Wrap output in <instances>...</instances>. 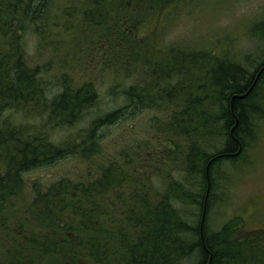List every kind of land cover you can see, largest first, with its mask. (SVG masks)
I'll use <instances>...</instances> for the list:
<instances>
[{
    "label": "trees",
    "instance_id": "1",
    "mask_svg": "<svg viewBox=\"0 0 264 264\" xmlns=\"http://www.w3.org/2000/svg\"><path fill=\"white\" fill-rule=\"evenodd\" d=\"M179 2L185 0H0V114L3 108L21 105H32L37 114L31 120L26 109L25 123L20 124L0 120V264H264V229L247 230L242 214L213 232L209 227L218 167L227 160L239 161L248 140L257 138L253 124L264 118V66L252 71L235 62L217 67L210 65L222 60L216 48L164 50L162 41L152 44L155 51L142 53L150 42L142 38V47L133 41L129 26L151 25L152 15L161 25L162 16L168 18V10ZM62 13L72 14V26L80 32L99 27L96 47L105 53L114 43L124 51L135 43L136 51L125 60L127 70L138 68L142 59L159 80L156 87L142 83L122 90L125 106L97 116L64 144L53 141L49 127L77 123L95 104L96 87L90 82L73 89V78L70 82L64 77V92L49 103L42 78L48 66L31 65L25 49L28 32L49 43L53 15L59 21ZM104 43L112 44L103 48ZM193 68L200 75L196 80ZM259 68L262 78L257 80ZM154 88L164 101L176 97L183 109L168 127L177 137L188 138L185 170L191 177L198 175L202 185L193 197L183 185L166 180L157 191L151 176L156 166L148 163L149 157L145 166L134 161L136 155L124 164L107 157L101 129L127 114L154 108ZM197 122L205 126L207 139L194 130ZM217 122L227 136L221 147L214 145ZM101 156L105 160L99 161ZM66 158L90 161L92 168L86 177L81 169L79 179L29 175ZM188 201L198 208L194 224L181 208Z\"/></svg>",
    "mask_w": 264,
    "mask_h": 264
},
{
    "label": "rangeland",
    "instance_id": "2",
    "mask_svg": "<svg viewBox=\"0 0 264 264\" xmlns=\"http://www.w3.org/2000/svg\"><path fill=\"white\" fill-rule=\"evenodd\" d=\"M146 8L140 7V9ZM168 11H171V14L166 17L167 19L164 18V12L160 13V16L163 15L161 25L156 22L157 20L152 21L155 17L152 15L150 18L152 20L149 22H152L151 25L145 23L139 27L129 26L130 38L133 41H139L142 47L146 41L150 42L142 53L155 51L152 44L162 41L164 50L171 46H176L182 52L216 48L213 50L218 51L222 60L211 63L209 61V63L210 65L216 63L217 67H227L228 64L235 62L243 69L252 71L253 67L264 59V0H185ZM59 12L61 10H57V13ZM65 13L59 16L58 19H61L59 21H56V15H53L50 29L53 35L49 43H41L38 35L28 32L25 45L26 57L31 65L39 66L41 69L48 66L46 68L49 72L44 68L42 78L46 82L45 100L49 103L64 92L66 86L64 77L70 82L73 78V83H70L73 89L90 82L93 83L94 88L96 87L95 104L84 111L77 123L69 126L56 124L49 127V135L52 136L53 141L63 144L72 141L78 135L77 131L84 132L97 116L125 106L126 98L121 94L122 90H127L130 86H140L142 83L147 87H156L159 83L158 78L152 77V70L146 67L142 59L138 63L140 64L138 68L131 67L129 71L127 70L129 61L125 60L129 52L136 51L135 43L125 51L117 50L118 47L114 43L105 53L96 47L99 40L97 32L100 28L89 29L87 34L85 31L80 32V29L72 26V14L70 16ZM113 34H116L114 30ZM108 45L104 43L101 47L107 48ZM225 54L228 55L227 59ZM141 57L150 59L146 55ZM196 70L193 68L191 75L195 80L200 76L195 73ZM185 77L186 75L182 77L184 81L188 78ZM157 90L154 88L152 94V97L157 99L154 108H145L132 116L127 114L116 125L101 129L100 135L108 153L107 157L118 158L119 163L124 164V161L136 155L134 161L138 165L143 163V166H145V158L149 157L148 163L152 162L156 167L159 166L151 173L152 186L157 191L162 190V184L166 180L167 184L171 182L174 185H183L193 197L202 189V185L198 175L191 177L185 170L183 150L189 144L188 138L184 140L177 137L168 127L169 122L174 120L175 113L183 109L177 103L176 97L164 101L162 92L157 93ZM28 107L26 108L28 113L25 112L24 105L19 108H3L0 120L11 118L18 124L25 123V113L29 119H37L34 118L37 114L32 113L33 106ZM261 109L264 116V100ZM44 115H46L44 118H47L48 114ZM255 123L253 133L257 138L248 140L246 151L242 153L239 161L227 160L218 167L214 176L216 196L209 216V227L212 232L238 214L247 217V230L264 229V118H260ZM197 124L198 122L193 124L196 127L194 130H199L200 137L205 138V126L201 127ZM215 127L214 145L221 147L227 136L224 130L221 131L222 124L217 122ZM203 149L209 151L210 148L204 146ZM98 160L105 159L101 156ZM91 163L66 158L53 166L36 169L29 175L47 176L52 180L62 177L79 179L83 177L84 172L85 177L87 176L89 169L92 168ZM93 165L96 168V163ZM181 208L183 213L190 217L191 222L196 223L198 218L196 205L188 201ZM191 262V260L186 261L188 264Z\"/></svg>",
    "mask_w": 264,
    "mask_h": 264
},
{
    "label": "flooded vegetation",
    "instance_id": "3",
    "mask_svg": "<svg viewBox=\"0 0 264 264\" xmlns=\"http://www.w3.org/2000/svg\"><path fill=\"white\" fill-rule=\"evenodd\" d=\"M258 64H259V67L261 66V64H263V66H264V60H262V61L259 62ZM257 70H258V69H257ZM262 70H263V69H261V71H260V68H259V71H260V72L257 71L258 73H256V74H257V75H256L257 77H256L255 79L258 80V78H259L260 76H262V75L259 76V73L261 74V73H262ZM260 78H262V77H260ZM204 96L207 97V95H206L205 93H204ZM245 151H246V150H245ZM242 152H244V148H243V151H242ZM241 216L244 217L245 219L247 218L246 216H243V215H241Z\"/></svg>",
    "mask_w": 264,
    "mask_h": 264
}]
</instances>
